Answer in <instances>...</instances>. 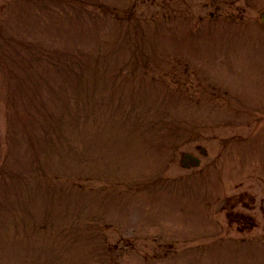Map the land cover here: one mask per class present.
<instances>
[{"label": "rangeland", "instance_id": "obj_1", "mask_svg": "<svg viewBox=\"0 0 264 264\" xmlns=\"http://www.w3.org/2000/svg\"><path fill=\"white\" fill-rule=\"evenodd\" d=\"M108 2L144 30L78 77L29 41L91 60L110 22L0 0V264H264V0Z\"/></svg>", "mask_w": 264, "mask_h": 264}, {"label": "trees", "instance_id": "obj_2", "mask_svg": "<svg viewBox=\"0 0 264 264\" xmlns=\"http://www.w3.org/2000/svg\"><path fill=\"white\" fill-rule=\"evenodd\" d=\"M51 0H37V2L38 3H42L46 8H50V4H49V2H50ZM37 46L38 47V49H39V53L41 54V55H43V56H45V58H46V60L49 62V63H51V64H55V66L56 67H58V65H56V64H60L61 63V61H62V55L64 54V53H60L59 51H55L54 53H55V56H51L50 54L52 53V51H50V50H47V48L46 47H44L42 44H40V43H37V41H33V43L31 44V46L33 47V46ZM59 58L61 59V60H59ZM19 62H21L24 66H25V68L24 69H27V68H30L29 67V65H28V63L27 62H25V61H19ZM8 64H10V66L12 67V65L14 64V66H15V63L14 62H7ZM12 63V64H11ZM14 66H13V68L12 69H10V67H9V69H10V71L11 70H13L14 69ZM59 68V67H58Z\"/></svg>", "mask_w": 264, "mask_h": 264}]
</instances>
